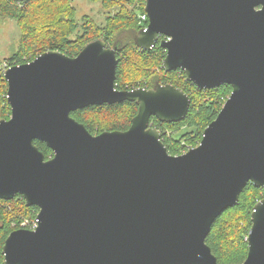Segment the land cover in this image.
<instances>
[{"label": "water", "instance_id": "water-1", "mask_svg": "<svg viewBox=\"0 0 264 264\" xmlns=\"http://www.w3.org/2000/svg\"><path fill=\"white\" fill-rule=\"evenodd\" d=\"M144 10L136 46L163 36L165 71L200 88L229 85V97L199 144L173 155L149 119L180 121L189 95L170 83L116 89L117 47L102 38L75 56L50 49L6 67L0 199L19 194L38 225L8 234L4 264H224L205 242L213 221L247 183L264 189V0H145ZM124 100L138 109L123 131L92 134L71 116ZM247 243L243 262L229 264H264V197Z\"/></svg>", "mask_w": 264, "mask_h": 264}, {"label": "trees", "instance_id": "trees-1", "mask_svg": "<svg viewBox=\"0 0 264 264\" xmlns=\"http://www.w3.org/2000/svg\"><path fill=\"white\" fill-rule=\"evenodd\" d=\"M89 1L100 2L101 7L108 11L103 24H98L88 15L83 16L79 23L72 0H0V18L14 20L20 31L17 49L0 61V119H8L11 113L3 73L6 67L29 62L50 49L75 56L88 42L102 38L108 46L117 47L116 89L150 88L155 83H170L189 95L190 105L183 119L166 123L152 116L149 122L161 131V140L170 154L178 155L196 146L205 127L217 116L229 97L231 86L200 88L187 80L181 69L165 71L162 60L166 49L160 40L149 50L136 46L134 36L148 23V19L140 18L145 13V0ZM137 109V102L124 100L90 105L72 111L71 116L83 123L90 133L99 134L126 130ZM34 143L46 159L52 155L44 142L34 140ZM263 197L264 189L249 182L238 203L213 221L205 242L218 263H241L246 258L251 213L255 203ZM37 213L38 208L25 205L19 194L9 200L0 199V261L3 260L2 245L8 234L20 228L21 219L34 218Z\"/></svg>", "mask_w": 264, "mask_h": 264}, {"label": "rangeland", "instance_id": "rangeland-1", "mask_svg": "<svg viewBox=\"0 0 264 264\" xmlns=\"http://www.w3.org/2000/svg\"><path fill=\"white\" fill-rule=\"evenodd\" d=\"M72 4L76 8V17L79 23L83 16L88 15L98 24H103L105 16L108 14V11L101 7L100 2L72 0ZM19 37L20 31L17 23L9 18H0V61L17 49Z\"/></svg>", "mask_w": 264, "mask_h": 264}, {"label": "built area", "instance_id": "built-area-1", "mask_svg": "<svg viewBox=\"0 0 264 264\" xmlns=\"http://www.w3.org/2000/svg\"><path fill=\"white\" fill-rule=\"evenodd\" d=\"M140 18L142 19V20H147L148 18H147V14L146 13H143V14H141L140 15ZM145 27V26H144ZM144 27H142L143 29H144ZM152 126V125H151ZM156 128V127H155ZM161 132V131H160ZM187 150V149H186ZM185 150V151H186ZM184 151V152H185ZM19 225H20V228H25V229H29V230H34V229H36V227H37V225H38V218H37V216L36 217H34V218H23V219H21V221H20V223H19ZM0 264H4V261L2 260V261H0Z\"/></svg>", "mask_w": 264, "mask_h": 264}]
</instances>
